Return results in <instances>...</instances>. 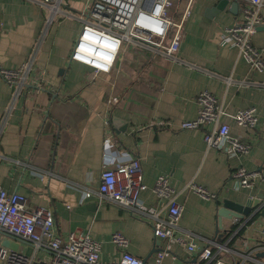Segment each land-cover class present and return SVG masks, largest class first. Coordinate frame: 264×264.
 Masks as SVG:
<instances>
[{"label": "crops", "instance_id": "crops-1", "mask_svg": "<svg viewBox=\"0 0 264 264\" xmlns=\"http://www.w3.org/2000/svg\"><path fill=\"white\" fill-rule=\"evenodd\" d=\"M247 1L193 0L178 62L126 53L107 76L68 62L78 22L60 18L42 35L45 11L38 4L0 0V66L17 69L33 55L10 111L12 89L0 79V190L51 210L60 237L82 234L99 242L102 262L119 258L111 236L121 233L128 252L144 264H154L159 252L165 253L159 264H201L197 254L155 239L145 221L95 195L104 168L138 158L147 187L140 195L144 206H164L155 204L152 188L158 176H168L182 207L177 234L189 235L199 248L211 245L213 252V244L224 246L226 251L215 254L224 261L264 264V219L222 218L220 237L215 234L216 202L244 203L264 191V183L246 189L232 179L239 166L264 173V72L251 70L236 48L220 41L225 28L241 22ZM90 2L64 0L63 9L77 14ZM260 15L264 18V0ZM251 42L264 59V24ZM203 92L223 109L219 122L227 124L230 136L251 145L249 155L227 158L205 148L204 129H180L196 118ZM242 109H254V130L233 121ZM189 182L217 198L204 201L185 191ZM83 192L90 197L82 200ZM20 248L31 252L28 245Z\"/></svg>", "mask_w": 264, "mask_h": 264}, {"label": "built area", "instance_id": "built-area-1", "mask_svg": "<svg viewBox=\"0 0 264 264\" xmlns=\"http://www.w3.org/2000/svg\"><path fill=\"white\" fill-rule=\"evenodd\" d=\"M30 1L45 11L42 35L60 18L78 22L79 30L72 43L68 62L108 76L113 72L119 56L126 53L178 62L183 27L190 15L193 0H91L77 14L64 11V0ZM261 6L262 0H248L241 22L225 28L220 40L221 44L236 48L249 68L256 72H264L262 50L251 42L258 26L264 24V18L260 15ZM32 65L33 55H30L17 69L0 66V79L12 89L7 111H10L26 84ZM226 81L230 82L228 79ZM197 105L196 118L182 122L181 130L204 129L202 139L205 148L214 149L227 158L249 155L251 145L231 137L227 124L219 122L224 112L213 96L205 92L199 94ZM232 119L240 128L254 130L257 127L254 109L238 110ZM108 140L110 137L107 135L105 143ZM232 179L239 188L252 189L258 182L264 183V173L249 172L239 166L233 171ZM146 190L140 161L131 158L126 163L101 171L95 195L101 203L111 204L145 221L155 239L177 244L187 252L197 254L201 264H235L215 257L226 251L224 246L213 244L216 247V252H213L211 245L199 248L189 235L176 233L182 207L176 201L168 176H158L152 188L155 204L163 202V207L144 206L140 195ZM184 190L204 201L217 198L215 193L193 182L186 184ZM89 197L90 192H83L81 199ZM261 235L264 236V229ZM6 240L17 244V249L4 247L2 243ZM111 243L120 256L114 262H102L99 242L82 234L70 233L66 238L60 237L51 210L29 205L17 193L0 190V264H142L140 259L128 252V240L121 233H114ZM21 244L28 245L31 252L25 254L20 248ZM261 249L264 250V246ZM164 256V252L157 253L154 264H159Z\"/></svg>", "mask_w": 264, "mask_h": 264}, {"label": "water", "instance_id": "water-1", "mask_svg": "<svg viewBox=\"0 0 264 264\" xmlns=\"http://www.w3.org/2000/svg\"><path fill=\"white\" fill-rule=\"evenodd\" d=\"M216 207L217 217L219 220L215 234L218 235V231L221 230L220 220L222 218L227 220H242L244 218H250L254 215H257L259 218L264 219V191L259 192L258 196L256 197L248 198V200H246L244 203L231 200H222L221 202H216ZM217 237L219 238L220 235ZM2 245L12 250L17 249V244L8 240L3 241ZM141 262L144 264V261Z\"/></svg>", "mask_w": 264, "mask_h": 264}, {"label": "trees", "instance_id": "trees-1", "mask_svg": "<svg viewBox=\"0 0 264 264\" xmlns=\"http://www.w3.org/2000/svg\"><path fill=\"white\" fill-rule=\"evenodd\" d=\"M242 234V231L240 230V232H239V236ZM237 237H238V235H237Z\"/></svg>", "mask_w": 264, "mask_h": 264}]
</instances>
